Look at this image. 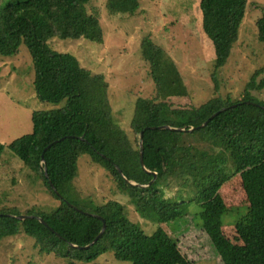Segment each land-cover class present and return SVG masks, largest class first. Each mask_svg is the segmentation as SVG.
<instances>
[{"label": "trees", "instance_id": "obj_1", "mask_svg": "<svg viewBox=\"0 0 264 264\" xmlns=\"http://www.w3.org/2000/svg\"><path fill=\"white\" fill-rule=\"evenodd\" d=\"M91 1L0 2V53L15 55L24 43L33 57L34 85L39 97L54 104L65 102L55 108L34 110L32 132L7 145L0 143V155L5 150L14 153L41 177L59 201L58 206L49 211L27 210L24 214L31 217L25 219L9 215L23 214L16 206L0 209V242L4 237L24 232L34 239L40 252L67 258L64 264H76L80 259L92 261L109 250L117 259L132 264H193L167 230L159 226L147 233L132 219L125 204L115 199L93 203L90 198L79 195L74 183L79 176L80 158L89 155L109 172L117 191L131 198L136 212L147 219L167 223L181 216V201L185 197L168 195L166 186L174 183L184 188L188 202L205 204L200 213L203 226L221 259L228 264H251L245 250L223 231L222 214L229 209L217 207L221 183L212 179L198 148L188 143L185 135H199L204 140L220 136L226 143L241 179L247 207L257 221L264 244V98L261 97L264 67L254 72L239 98L214 95L200 105L180 103L174 97L160 98L159 95L138 98L137 113L131 124L134 137H131L115 122L110 106L91 107L83 103L80 71L48 44L54 38H84L103 43L101 14ZM106 1L111 14L134 15L139 12L141 0ZM247 7L248 0H201L203 31L213 44L216 69L225 66L231 56ZM256 26L258 40L264 42V7ZM141 47L143 57L155 71L157 58L164 49L150 36L143 38ZM155 78L160 88L161 81ZM223 107H226L224 111L200 127ZM160 125L195 128L192 131L147 128ZM142 130L145 165L156 173L154 182L145 187L128 181L148 184L154 177L141 165ZM36 216L42 217L51 228ZM104 221L105 231L93 245L84 249L70 245L90 244L101 232ZM235 231L236 239L245 247H254L255 238L245 224L236 223ZM255 253L256 257L261 255V252Z\"/></svg>", "mask_w": 264, "mask_h": 264}, {"label": "rangeland", "instance_id": "obj_2", "mask_svg": "<svg viewBox=\"0 0 264 264\" xmlns=\"http://www.w3.org/2000/svg\"><path fill=\"white\" fill-rule=\"evenodd\" d=\"M7 1L0 0L1 3ZM200 2L141 0L136 14L113 15L106 0H92V5L98 7L101 14L103 43L84 38H54L48 44L80 71L83 103L91 107L110 106L115 122L134 137L131 124L137 113L138 98L159 95L196 105L214 95L239 98L254 72L264 67V42L258 40L256 26L264 0H248L239 39L228 62L220 69L215 68L214 47L203 31ZM145 36H150L164 49L157 58L155 71L142 54L141 43ZM155 76L161 81L160 88ZM34 79L33 57L24 43L15 55L0 53V143L7 145L32 132L34 110L64 105V101L54 104L42 100ZM261 97L264 98V91ZM185 140L198 148L212 179L221 183L216 201L219 209H229L222 214L225 235L245 250L251 264H264L263 239L257 221L247 207L248 201L230 149L220 136L204 140L199 135L186 134ZM74 184L79 195L90 198L93 203L115 199L125 204L132 219L149 234L159 226L163 227L193 264H228L221 259L204 229L200 213L205 204L188 202L184 188L174 183L166 186L168 195L181 194L185 198L181 201V216L163 223L140 216L131 198L117 191L109 172L89 155L80 158L79 176ZM58 204L41 177L14 153L5 150L0 155V209L16 206L24 214L29 209L49 211ZM239 222L249 228L255 238L254 247L247 248L236 239L235 224ZM255 252H261V255L256 257ZM66 262L67 258L40 252L34 239L24 232L4 237L0 242V264ZM76 264L132 262L117 259L109 250L92 261L76 260Z\"/></svg>", "mask_w": 264, "mask_h": 264}, {"label": "water", "instance_id": "obj_3", "mask_svg": "<svg viewBox=\"0 0 264 264\" xmlns=\"http://www.w3.org/2000/svg\"><path fill=\"white\" fill-rule=\"evenodd\" d=\"M225 109H226V107H223V108H221L220 110H218L217 112H215L214 114H212L208 120H206L203 124L200 125V127L205 126V125H206V124H207L212 118H214L216 115H218L220 112L224 111ZM147 128H151V129H171V130H175V131H192V130H194L195 127H192V128H190V129H188V130L185 129V128H182V127H173V126H170V125L151 126V127H147ZM143 140H144V130L141 131V133H140V140H139V143H140V161H141V165H142V167H143L146 171L151 172V171H149V170L147 169V167H146V165H145L144 156H143ZM57 141H59V140H57ZM57 141H55V142H57ZM55 142L49 144L45 149L50 148ZM42 161L45 162L44 156L42 157ZM117 168H118V170L122 173V170H121L118 166H117ZM44 169H45V176L48 178V177H49V174H48V172H47V167H46V165L44 166ZM151 173L154 175V177H153V179L151 180V182H149L148 184H141V183H137V182H134V181H130V180H128L127 178H126V179H127L131 184H135V185H138V186H141V187H145V186H147V185L153 183L154 180H155V178H156V173H155V172H151ZM49 182H50V184H51L53 190L56 192V194L59 195V196H61L60 192H59L58 189L55 187V185H54L51 181H49ZM70 205H71V206H74L72 203H70ZM77 209H79V208H77ZM79 210H80V209H79ZM90 214H92V213H90ZM9 215H11V216H15V217H18V218H20V219H25V218H27V217H31V215H28V214H20V215L9 214ZM92 215H94V214H92ZM32 217H34V215H32ZM36 217L39 218L44 224H46L47 226H49L48 223H47L42 217H40V216H36ZM98 217L102 218V217L99 216V215H98ZM102 219H103V218H102ZM49 227H50V226H49ZM50 228H51V227H50ZM105 228H106V222L104 221L103 228H102L101 232L98 234V236H97V237H96V238H95L90 244H88V245H86V246H81V245H77V244H74V243H70V245H71V246H74V247H77V248H79V249H84V248L90 247V246L93 245V244L98 240V238L103 234V232L105 231Z\"/></svg>", "mask_w": 264, "mask_h": 264}]
</instances>
